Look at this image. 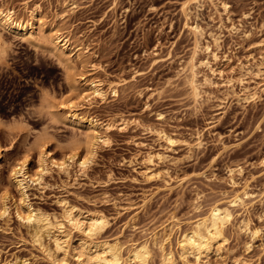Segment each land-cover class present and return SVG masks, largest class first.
<instances>
[{"label":"rangeland","instance_id":"374dc122","mask_svg":"<svg viewBox=\"0 0 264 264\" xmlns=\"http://www.w3.org/2000/svg\"><path fill=\"white\" fill-rule=\"evenodd\" d=\"M1 10L34 28L23 37L0 23V264H76L83 234L73 230L71 247L48 253L30 210L53 219L70 207L102 212L99 239L119 237L125 251L147 241L148 264H160L153 234L171 217L186 230L214 204L232 219L224 248L201 263L264 264V80L254 74L264 70V0H0ZM56 33L72 53L55 47ZM91 81L104 99H81ZM64 101L113 122L99 128L106 141L88 176L54 170L46 184L19 185L14 168L26 162L34 176L44 149L57 159L88 151L89 132L66 118ZM179 235L174 264H183Z\"/></svg>","mask_w":264,"mask_h":264},{"label":"bare ground","instance_id":"6f19581e","mask_svg":"<svg viewBox=\"0 0 264 264\" xmlns=\"http://www.w3.org/2000/svg\"><path fill=\"white\" fill-rule=\"evenodd\" d=\"M198 2L199 0H194ZM36 9L31 11V18H36ZM182 10L188 17L189 4L184 3ZM34 21V20H33ZM23 21L20 17L15 16L12 10L0 11V23L23 37L32 35L34 22ZM52 41L56 48L60 50L62 55L72 53L76 46L72 47L69 38L63 37L62 34L56 33L52 36ZM72 47V49H71ZM80 48H77L78 51ZM196 51L191 58V67H195ZM257 77H263L264 70L258 67L254 73ZM80 80L86 82L83 75L79 76ZM91 92L81 93V99L84 102L92 99H104L106 91L103 89L102 83L99 81H91L89 83ZM258 91L248 94L244 99H255ZM64 108L66 118L78 127H84L89 132L88 151L82 154L79 151L66 155L61 159L52 156L47 149L41 151L39 158V168L37 173L32 176L28 174L26 162L17 165L13 170V176L19 185L23 182H36L39 185L46 184L45 178L54 170H59L67 175H71L74 171L77 178L88 176V169L97 154V148L100 142L106 139L101 135L99 128L105 127L109 129L112 121H99L97 118H86L77 112V103L72 101L61 102ZM168 140L173 143L172 138ZM231 203L233 205H241L243 201L239 196H235ZM232 212L228 207H222L219 204L212 205L203 216L199 217L196 222L188 229L183 230L175 217H171L168 224L164 225L161 231L153 234V244L158 247L161 252L160 264H174L176 255L173 250V235L175 231H180L177 238L178 256L183 264H202V258L210 255L211 252H221L224 248L226 238L224 236L225 226L231 221ZM30 231L33 238L41 246L50 253V245L54 246V251H64L72 245L73 230L79 231L84 238L80 241V248L75 249L76 264H148L152 257L151 245L145 241L143 243H134L125 251L124 244L119 237L109 239H99V235L108 225L109 220L106 214L102 212L84 214L80 209L73 207L66 208L61 219L51 218L47 214H42L34 210H30L26 216ZM246 231L256 237L259 233L258 229L250 230L247 226ZM46 240L47 243H46ZM192 259V260H191ZM234 264H250L249 261L237 258Z\"/></svg>","mask_w":264,"mask_h":264}]
</instances>
